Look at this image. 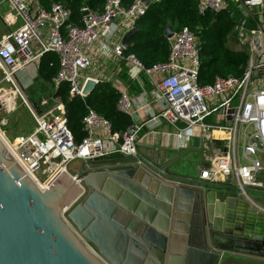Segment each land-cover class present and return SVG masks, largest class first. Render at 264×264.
Here are the masks:
<instances>
[{
	"label": "built area",
	"instance_id": "1",
	"mask_svg": "<svg viewBox=\"0 0 264 264\" xmlns=\"http://www.w3.org/2000/svg\"><path fill=\"white\" fill-rule=\"evenodd\" d=\"M41 1H0L8 5L0 15L8 29L0 36V136L25 174L41 189H48L63 173L75 177L70 168L74 161L86 163L138 154L144 124L136 122L134 103L126 92L120 93L117 103V110L132 119L126 131L113 132L108 120L88 109L81 121L84 137L77 143L68 127L63 102L54 98L46 107L42 100L40 112H36L26 98L27 87L18 79L19 74L28 76L31 70L36 71L44 54L55 53L59 68L51 80L53 89L67 83L69 99L83 98L88 79L82 73L92 68L89 52L95 43H100L102 54L125 60L131 78L140 73L148 77L153 97L162 103V108L146 123L156 126L163 121L174 128L178 139L197 136L201 142L220 146L221 152L199 171L200 180L227 183L231 179L244 197V189H264L260 180L264 166L257 158L264 154V0H198L199 15L207 11L218 13L230 5L237 7L242 19L235 27V45L248 53L240 77L216 76L211 84L203 86L198 84V40L187 27L168 39L167 62L150 68L142 66L132 55L125 57L121 43L107 44L136 27L148 8L144 0H134L127 8L122 7L121 0H105L101 12L82 6L80 25L67 24L71 12L62 3L47 0L49 8L45 9ZM161 1L148 0L150 4ZM19 20L21 24L17 26ZM249 21L252 28L247 26ZM254 36L259 38L257 50ZM92 80L97 84L105 79L100 75ZM18 101L27 108L35 127L28 135L9 139L2 127L7 125L6 116L16 110ZM143 108L144 104H139L137 109ZM135 161L145 166L139 159Z\"/></svg>",
	"mask_w": 264,
	"mask_h": 264
},
{
	"label": "water",
	"instance_id": "2",
	"mask_svg": "<svg viewBox=\"0 0 264 264\" xmlns=\"http://www.w3.org/2000/svg\"><path fill=\"white\" fill-rule=\"evenodd\" d=\"M138 30L124 35L125 49ZM172 35L167 26L165 37ZM253 40L257 50L259 38ZM95 86L88 80L82 94ZM166 165L140 154L91 160L81 162L75 177L63 173L41 189L0 136V264H221L226 254L264 259V212L238 187L172 174Z\"/></svg>",
	"mask_w": 264,
	"mask_h": 264
},
{
	"label": "trees",
	"instance_id": "3",
	"mask_svg": "<svg viewBox=\"0 0 264 264\" xmlns=\"http://www.w3.org/2000/svg\"><path fill=\"white\" fill-rule=\"evenodd\" d=\"M57 1L71 12L68 25L81 24L82 6L101 12L105 4V0ZM133 1L121 0V5L127 8ZM197 2L198 0H162L159 3L150 4L146 13L137 20L136 27L139 30L130 38L129 47L123 51L124 56L132 55L145 68L165 63L169 56V43L165 37L166 27L170 26L173 33L187 27L198 40L200 60L198 84L200 86L211 84L216 76L240 77L245 70L248 53L244 49L237 50L231 43H227V38L232 32V39H236L234 29L242 19L240 12L236 6L230 5L218 13L207 11L199 15ZM41 3L45 9L49 8L48 2ZM248 24H251V21ZM58 67V58L55 53L44 54L39 61L35 82L43 81L49 84L52 90L49 97L59 98L63 102L68 127L75 142H81L84 137L81 121L88 109L94 110L99 116L108 120L113 132L126 131L131 125V119L117 110L120 95L110 84L99 83L86 97L69 99L67 83L61 84L57 90L52 87L51 80L57 74ZM124 74L126 76V73ZM41 98L43 96L37 93L29 97V100L39 106Z\"/></svg>",
	"mask_w": 264,
	"mask_h": 264
},
{
	"label": "crops",
	"instance_id": "4",
	"mask_svg": "<svg viewBox=\"0 0 264 264\" xmlns=\"http://www.w3.org/2000/svg\"><path fill=\"white\" fill-rule=\"evenodd\" d=\"M42 1L47 2V0H42ZM248 25H249L248 28H252L251 24ZM2 34L3 33H0V36ZM124 35H120L116 37L115 40H113L112 42L108 41L107 44L109 46H112L113 42L115 44H119V43L122 44ZM234 36H235V29H234ZM233 41L235 42L234 39ZM231 45L234 44L231 43ZM89 57L91 60L92 68L82 73V76L85 79L88 80L97 79L100 75H103L105 80L102 83L110 84L111 87L119 93V95L121 92H126L129 95V97L132 99L134 103L133 107L135 111L134 115L136 116V122L139 124H144L139 135L138 154L148 158L149 160L158 164L159 166H163L166 165L171 158H176L180 156L183 153V151H189L194 148H199V146L202 143V145L205 144L207 148V151L205 150L206 153L204 154L203 167H205L208 165L209 160L215 154L221 152L220 146L218 144L209 141L201 142L200 139L197 138V136L195 137L187 136L184 139H178L174 135V128L171 126L169 127V125H166V123L163 121L159 122L156 126H153L151 123H146L147 120L150 119L152 116H156L162 108V103L155 100L153 97L154 95L153 89L148 77L144 73H140L137 76V78H131L129 75V66L127 62L125 60H115V58L111 54H108L107 56L105 54H102V48L100 43H95L91 47V50L89 52ZM58 64H59V59H58ZM37 69L38 66L35 71L36 75L34 79L37 76ZM31 71L33 72L34 70ZM32 72H30L28 76L22 74V78L20 77V81L23 82L22 85L24 87H28L34 84L35 80L33 79L32 81L31 79ZM124 73H126L127 77L125 76ZM42 100L43 99H41V101ZM41 101L39 102V104L41 103ZM139 104H144V108L137 109ZM131 123H132V119H131ZM259 155H264V154H259ZM225 185L227 184L225 183ZM241 197L247 199L256 208L258 207L259 209H263L262 211H264V204H260L253 201L248 196V194L247 197L244 196ZM221 264H264V259L257 257L226 254Z\"/></svg>",
	"mask_w": 264,
	"mask_h": 264
},
{
	"label": "rangeland",
	"instance_id": "5",
	"mask_svg": "<svg viewBox=\"0 0 264 264\" xmlns=\"http://www.w3.org/2000/svg\"><path fill=\"white\" fill-rule=\"evenodd\" d=\"M7 8H8L7 3H1L0 4V15H2L7 10ZM20 24H21V21L19 20L17 23V26H19ZM14 28L15 27H13L12 29ZM7 32H8V29L0 21V33L4 34ZM232 37H233V32L228 36L227 43L228 44L233 43L234 45L232 46L235 49L239 50L237 45H235ZM35 75H36L35 71L32 72V78H31L32 81ZM20 77L22 78V74H19L18 79H20ZM21 83L23 84V82ZM4 87H7V85H5ZM50 90L51 89L49 87V84L47 85L46 82L37 81L33 85H30L25 89V95H26V98L29 99V97H33L35 94L40 93L41 96H43V98L41 99H43V101L46 102L45 105L49 106L52 103L51 101L52 99L49 97L52 93V90L51 92ZM2 117H4V115ZM6 117H7L6 118L7 125L2 127V129L6 131L7 137L9 139H13L14 137L19 136V135H28L33 131L35 127V123L31 115L29 114L27 108L20 101H18L17 103L16 110L12 114ZM203 146L204 145H202L201 143L199 148H194L189 151H183V153L180 156L176 158H171L166 165L167 170L171 172L172 174L181 175V176L194 178V179L198 178L199 171L203 168L204 154L207 151V148ZM257 158L261 162L262 166H264V155H258ZM80 164H81V161H74L70 163V168L72 170H75L80 166ZM260 176H261L260 180L264 183V172H262ZM226 184L228 186H235L234 181L231 179H229ZM237 195H239V192H237ZM248 196L253 201L260 203V204H264V194L248 192Z\"/></svg>",
	"mask_w": 264,
	"mask_h": 264
},
{
	"label": "bare ground",
	"instance_id": "6",
	"mask_svg": "<svg viewBox=\"0 0 264 264\" xmlns=\"http://www.w3.org/2000/svg\"><path fill=\"white\" fill-rule=\"evenodd\" d=\"M7 135V134H6Z\"/></svg>",
	"mask_w": 264,
	"mask_h": 264
}]
</instances>
